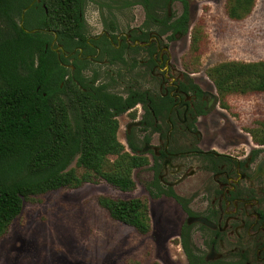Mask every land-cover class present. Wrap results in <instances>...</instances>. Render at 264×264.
Instances as JSON below:
<instances>
[{
	"label": "trees",
	"instance_id": "obj_1",
	"mask_svg": "<svg viewBox=\"0 0 264 264\" xmlns=\"http://www.w3.org/2000/svg\"><path fill=\"white\" fill-rule=\"evenodd\" d=\"M175 1L181 3L182 13L173 20L168 9ZM33 2L21 27L22 13ZM136 3L144 6L148 21L158 20L173 32V38L187 35L191 28L193 53L199 54L202 44L205 46L204 31L200 36L191 27V0ZM255 3L227 0L226 12L231 20L241 21ZM35 14L38 19L32 22ZM86 27L84 0H42V4L36 0H0V239L22 213L25 201L101 180L131 192L136 188L134 171L149 164L147 158L126 151L117 137L115 115L80 87L86 86L79 74L66 79L70 71L50 47L55 35L64 45L84 43ZM207 75L225 109L230 108V97L264 94V60L223 62L208 69ZM68 92L73 95L70 107L63 97ZM248 130L256 144L264 145V123ZM73 163L75 167L70 168ZM163 194L183 203L172 190H161L159 196ZM99 204L113 220L143 235L151 231L147 201L104 196ZM190 240L186 235L182 239L189 262L206 264L199 263L200 258L193 254Z\"/></svg>",
	"mask_w": 264,
	"mask_h": 264
},
{
	"label": "flooded vegetation",
	"instance_id": "obj_2",
	"mask_svg": "<svg viewBox=\"0 0 264 264\" xmlns=\"http://www.w3.org/2000/svg\"><path fill=\"white\" fill-rule=\"evenodd\" d=\"M177 3L168 9L173 20L180 16L172 11ZM139 5L145 13L139 27L120 32L111 24L90 36L86 27L84 43L64 45L55 35L50 47L70 71L66 79L79 74L86 87L74 82L115 115L126 151L149 158L140 169L150 170L162 191L177 186L183 202L177 203L185 214L180 239L186 235L198 243L199 263L264 264V145L247 143L242 156L204 150L200 122L219 95L204 91L193 74L183 72L171 51L172 44L191 37V28L173 38L158 20L148 21ZM63 97L70 107L71 92ZM190 218H204L213 226L189 224Z\"/></svg>",
	"mask_w": 264,
	"mask_h": 264
},
{
	"label": "rangeland",
	"instance_id": "obj_3",
	"mask_svg": "<svg viewBox=\"0 0 264 264\" xmlns=\"http://www.w3.org/2000/svg\"><path fill=\"white\" fill-rule=\"evenodd\" d=\"M226 3L227 0H191V27L200 36L203 30L206 39L199 54L191 51L190 36L171 45L172 55L183 72L193 74L204 91L216 95L208 69L233 60H264V0H256L253 11L241 21L229 18ZM172 11L180 15L181 4H174ZM84 14L89 36L111 24H116L120 32L127 31L145 20L144 10L136 0H84ZM202 22L204 25L200 26ZM228 103L230 108H223L218 96L200 122L202 147L242 156L246 154L245 144H256L248 129L264 123V94L233 96ZM119 140L125 145L122 130ZM74 167L75 163L70 166ZM134 180L136 188L131 192L101 180L25 201L22 213L0 239V264H191L180 239L185 214L177 201L167 195L159 196L164 187L153 180L148 169L136 170ZM191 180L199 182L198 176ZM173 192L177 194V186ZM104 196L147 201L151 231L143 235L113 220L99 204ZM190 243L195 254L198 243L194 238Z\"/></svg>",
	"mask_w": 264,
	"mask_h": 264
},
{
	"label": "water",
	"instance_id": "obj_4",
	"mask_svg": "<svg viewBox=\"0 0 264 264\" xmlns=\"http://www.w3.org/2000/svg\"><path fill=\"white\" fill-rule=\"evenodd\" d=\"M38 3L41 2V0H37ZM34 5V3L32 5H30L27 9L24 10L23 15H22V22H21V26L23 27V23H24V18H25V13ZM30 32H35V31H30ZM177 185V183H174L173 186ZM189 224H192L194 222H201L205 225L208 226H213L210 222H208L206 219L204 218H190L189 219Z\"/></svg>",
	"mask_w": 264,
	"mask_h": 264
}]
</instances>
